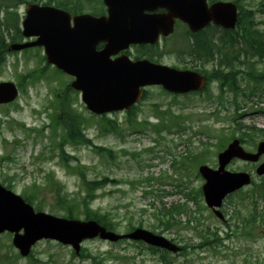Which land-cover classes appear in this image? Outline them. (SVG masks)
Listing matches in <instances>:
<instances>
[{
  "label": "rangeland",
  "instance_id": "374dc122",
  "mask_svg": "<svg viewBox=\"0 0 264 264\" xmlns=\"http://www.w3.org/2000/svg\"><path fill=\"white\" fill-rule=\"evenodd\" d=\"M51 1L94 14L105 9L100 0ZM237 1L250 30L264 36V12L259 11L264 0ZM19 2L0 0V42L25 40L18 27L30 0ZM186 31V25L178 24L158 48L136 47L132 54L205 71L207 86L177 96L149 86L130 112H90L70 86L73 78L47 63L42 47L3 51L0 59V81L19 86L14 102L0 105V183L34 198V209L42 200L41 211L67 217L71 210L79 220L86 219V208L97 210L115 223L116 232L143 227L172 240L180 251L92 238L75 252L70 245L41 239L22 256L12 233L3 232L0 264H264V175L255 173L258 163L234 159L227 165L229 171L249 172L251 184L223 199L222 219L201 193H194L203 183L198 165L216 168L217 153L233 138L253 152L264 140V56L238 45L237 35L232 49L223 48L219 57L233 56L232 69L218 66L193 53ZM226 76L235 87L225 83ZM82 173L87 182L107 180L87 205ZM52 178L60 195L74 203L72 209L49 189L46 181Z\"/></svg>",
  "mask_w": 264,
  "mask_h": 264
},
{
  "label": "water",
  "instance_id": "95a60500",
  "mask_svg": "<svg viewBox=\"0 0 264 264\" xmlns=\"http://www.w3.org/2000/svg\"><path fill=\"white\" fill-rule=\"evenodd\" d=\"M102 1L107 14L101 16L88 13L71 16L56 7L29 4L25 9L22 33L37 38L11 45L13 50L43 46L47 62L74 77L71 86L81 91L83 102L94 113L129 108L139 100L140 88L144 86L161 85L169 92L185 93L205 84V77L195 71L147 60L130 61L125 55L111 60L110 55L129 44L156 43L160 35L167 36L173 31L176 19L186 23L192 32L211 22L224 28H232L236 22V8L229 2L218 1L209 6L207 0ZM158 7L166 12H146ZM99 43L104 47L96 50ZM16 95L17 89L12 82H0V103L12 101ZM261 154H264V141H260L256 152L251 153L234 139L218 154L217 169L200 166L199 172L205 179L202 191L206 204L219 207L226 194L250 183L248 173L225 169L232 158L256 161ZM256 173L264 174V161L258 165ZM3 231L14 233L12 243L23 256L40 239L56 240L78 252L82 240L97 236L108 241L141 240L169 251L179 250L162 235L144 228L122 234L107 230L95 220L36 212L22 197L0 184V233Z\"/></svg>",
  "mask_w": 264,
  "mask_h": 264
},
{
  "label": "trees",
  "instance_id": "16d2710c",
  "mask_svg": "<svg viewBox=\"0 0 264 264\" xmlns=\"http://www.w3.org/2000/svg\"><path fill=\"white\" fill-rule=\"evenodd\" d=\"M21 1V0H18ZM30 1H39V0H30ZM51 0H46V2L50 3ZM57 6L67 9V6L65 4L62 3H56ZM244 10V9H243ZM259 11L264 12V4H262V6L259 8ZM249 24V19L246 17V13L245 11H240V17L238 18L237 21V26L235 27V29H229V30H224V29H220L217 27H209L211 29H213V31H218L219 34H221V39H224L225 42V46L223 45V41L215 44L212 39H210V43L207 42H201V38H203V34H195L194 37L197 40V42H195V53L198 54L199 56H204L205 58H209L213 59L215 55H217L218 60H217V64L218 65H225L226 67H230L232 69V65L234 64V57L233 56H228V53H226V56H224L223 59L219 60V57L221 56V50L223 48L225 49H232L233 44L236 42V38L237 35L239 36V38L242 41V45H240L241 47L245 46L248 47L249 50H251V48H256L255 52L253 51V54L256 53V56L259 57H263L264 56V36L263 34L258 30H250V27L248 26ZM224 36V37H223ZM217 42V41H216ZM256 43V44H254ZM7 44L6 42L1 41L0 42V59H1V55L2 52L6 50ZM243 50V49H242ZM244 51V50H243ZM231 52V51H230ZM251 72V76H255L254 73L252 71ZM220 74V73H219ZM248 75H250V73H248ZM221 76V75H219ZM218 76V78L220 79V77ZM253 79V78H252ZM255 80V79H254ZM225 83L229 84V86H233L232 82L228 83V79L226 76V80ZM237 88V87H236ZM235 88V89H236ZM145 93H144V97H145ZM99 153H104L105 151L101 148H99L97 150ZM81 180H83L84 184L83 186L85 187V196L82 199V202L84 203V205H87V203H91L95 198V191L99 188H101L102 186H104L107 182V180L105 178L101 179V180H94L91 182H87L85 180V177L83 175V173L81 174ZM46 183L49 185V189L50 190H54L57 198L60 200V202L62 204L68 205L69 207H74V203H69V201L66 199V195H60L61 191L58 188V183L55 179H50L49 181H46ZM259 187V185L257 186V188ZM194 193L195 194H199L200 193V189H194ZM24 199L27 202H34V198L30 197V195H27L26 193L23 194ZM41 202L42 200L38 201V204L36 205L35 209L36 210H41L42 206H41ZM170 213V212H169ZM67 217H74L73 212L71 210H69L67 212ZM86 219L90 218V219H95L97 220L101 225H103L104 227H106L109 230H113L115 223H113L110 220H107L106 214H102L100 212H98L97 210H91L89 208H86ZM133 225H130L128 230L133 229ZM245 233H249V230H244ZM148 248H150L151 250H155L157 248L152 247V246H147Z\"/></svg>",
  "mask_w": 264,
  "mask_h": 264
},
{
  "label": "flooded vegetation",
  "instance_id": "af4514ba",
  "mask_svg": "<svg viewBox=\"0 0 264 264\" xmlns=\"http://www.w3.org/2000/svg\"><path fill=\"white\" fill-rule=\"evenodd\" d=\"M66 11H68L69 12V14L71 15V16H74V15H77V14H80L81 12H82V9H80L79 7H77V8H75V6H74V8L73 9H70L69 7H67V9H66ZM164 11H166V9H164V8H160V7H158L157 9H155V10H153V12L154 13H163ZM105 14V9H104V12H101L100 14H98V15H104ZM179 21L178 20H176V22H175V26H176V24L178 23ZM171 36V35H170ZM170 36H167V37H161L160 38V40H159V42H157V43H155V44H148V45H145V44H133V45H131L127 50H125V53L127 54V56L129 57V58H131L132 60H136V59H139V58H142V57H140L139 55H133L132 54V49L133 48H148V49H150V48H157L158 46H159V43L161 42V41H164V40H166V39H168ZM99 47H101V45H98V48ZM191 70H195V71H198L197 69H195V68H191ZM199 72V71H198ZM263 160V157L262 156H260L259 157V162H261ZM258 162V163H259ZM212 210V209H211ZM213 212V211H212Z\"/></svg>",
  "mask_w": 264,
  "mask_h": 264
}]
</instances>
